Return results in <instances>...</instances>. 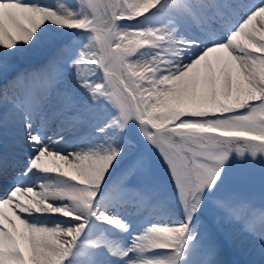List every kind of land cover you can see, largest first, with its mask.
<instances>
[{"label":"snow or ice","instance_id":"1","mask_svg":"<svg viewBox=\"0 0 264 264\" xmlns=\"http://www.w3.org/2000/svg\"><path fill=\"white\" fill-rule=\"evenodd\" d=\"M264 264V0H0V264Z\"/></svg>","mask_w":264,"mask_h":264},{"label":"rangeland","instance_id":"2","mask_svg":"<svg viewBox=\"0 0 264 264\" xmlns=\"http://www.w3.org/2000/svg\"><path fill=\"white\" fill-rule=\"evenodd\" d=\"M228 258L231 260L232 264H249L252 256L245 252L238 251L231 253Z\"/></svg>","mask_w":264,"mask_h":264},{"label":"bare ground","instance_id":"3","mask_svg":"<svg viewBox=\"0 0 264 264\" xmlns=\"http://www.w3.org/2000/svg\"><path fill=\"white\" fill-rule=\"evenodd\" d=\"M48 2H51V0H48Z\"/></svg>","mask_w":264,"mask_h":264}]
</instances>
